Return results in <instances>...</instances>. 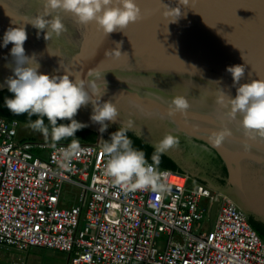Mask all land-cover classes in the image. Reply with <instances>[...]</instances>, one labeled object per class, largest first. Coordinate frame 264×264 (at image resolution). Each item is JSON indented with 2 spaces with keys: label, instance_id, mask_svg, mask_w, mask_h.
Returning a JSON list of instances; mask_svg holds the SVG:
<instances>
[{
  "label": "water",
  "instance_id": "obj_1",
  "mask_svg": "<svg viewBox=\"0 0 264 264\" xmlns=\"http://www.w3.org/2000/svg\"><path fill=\"white\" fill-rule=\"evenodd\" d=\"M136 3L141 18L124 32L106 36L94 22L77 25L70 14L60 13L67 31L60 36L51 33L45 40L46 33L27 23L43 11L42 0H0V90L8 88L5 81L14 75L13 45L3 46L4 34L9 28L24 27L28 35L25 54H35L41 74L83 73L86 78L96 68L101 90L107 83L101 103H115L120 120L108 122L101 134L100 125L90 119L91 104L74 117L98 133L97 144L129 118L134 122L132 133L154 146L165 133L203 141L225 160L228 186L216 188L204 174L190 176L205 180L206 186L225 195L247 216L253 210L264 219V137L250 139L241 126L242 117L230 118L215 104L219 88L235 98L240 85L264 79V0H188L180 6L177 21L175 14L164 16V4L176 8L178 0ZM117 43L122 45L118 59L113 55ZM236 65L244 66L245 74L234 86L227 68ZM177 95L185 96L191 107L186 115L172 117L169 105ZM221 127L229 128L232 135L214 147L209 137ZM166 153L179 160L178 153ZM217 206L215 202L210 211L211 221Z\"/></svg>",
  "mask_w": 264,
  "mask_h": 264
},
{
  "label": "built area",
  "instance_id": "obj_2",
  "mask_svg": "<svg viewBox=\"0 0 264 264\" xmlns=\"http://www.w3.org/2000/svg\"><path fill=\"white\" fill-rule=\"evenodd\" d=\"M19 128L0 117V245L56 250L70 264H264V241L225 195L165 169L163 195L129 191L103 175L100 144H81L63 169L51 143L19 139ZM65 187L78 191L72 204Z\"/></svg>",
  "mask_w": 264,
  "mask_h": 264
},
{
  "label": "clouds",
  "instance_id": "obj_3",
  "mask_svg": "<svg viewBox=\"0 0 264 264\" xmlns=\"http://www.w3.org/2000/svg\"><path fill=\"white\" fill-rule=\"evenodd\" d=\"M42 4L43 11L27 23L38 32L46 33L45 40H48L51 33L60 36L67 31L60 13L70 14L77 25L94 22L98 30H102L106 36L118 31L124 32L130 24L141 18V9L136 0H42ZM178 4L176 8L164 4V16L175 14L177 21L181 17L180 6L187 5L188 0H178ZM27 39V32L21 26L9 28L3 37L4 47L13 45L10 55L14 61L12 68L14 75L5 81L8 91L14 98H5V106L14 115L27 114L29 118L38 117L35 121L29 120L28 126L41 133L46 140L50 139L51 147L58 151L60 167L69 169L72 162L84 152L80 140L75 135L86 127L74 118L79 110L89 104L92 105L90 119L94 124L100 125L101 134L107 131L108 122L115 124L120 120V111L111 100L101 103L102 96L106 94L107 83L101 90L97 83L100 76L96 68L89 70L86 78H82L83 73L76 75L65 72L62 76L41 74L39 72L41 65L35 54L31 57L25 54L24 45ZM121 46L117 43L116 49L113 50V55L117 59L122 55L119 50ZM227 72L232 75L234 86L239 85L244 78L245 67L230 66ZM215 104L224 109L230 118L242 117L241 126L250 139L257 135L264 137V79L240 85L235 98L219 88ZM190 107L191 103L185 96L177 95L169 105L168 114L172 117L178 113L186 115ZM45 118L48 121L47 125ZM130 131H135L132 119L121 120L120 129L111 134L110 141L101 140L99 151L106 158L103 175L109 177L114 186L129 191H151L163 195L170 186L166 183L168 173L158 169L160 156L178 147L179 138L165 133L156 144L153 162L149 163L145 152L134 147L132 139L128 136ZM231 135L229 128L221 127L211 134L209 142L214 147H220ZM62 140H70V143L57 149Z\"/></svg>",
  "mask_w": 264,
  "mask_h": 264
},
{
  "label": "trees",
  "instance_id": "obj_4",
  "mask_svg": "<svg viewBox=\"0 0 264 264\" xmlns=\"http://www.w3.org/2000/svg\"><path fill=\"white\" fill-rule=\"evenodd\" d=\"M5 98H14V95L8 91V88L0 90V117L8 121H17L20 126L29 127V120L35 121L38 117L32 116L29 118L27 114L14 115L5 106ZM58 123H70V121H58ZM45 124H48L45 118ZM120 129V128H119ZM117 129L116 131H118ZM115 131V132H116ZM76 138L80 140L81 144H96L98 133L93 130L83 128L78 131ZM111 134L104 135V141H110ZM128 136L133 141L135 148L143 150L149 163H152V156L155 153L156 146L145 141L143 138L136 134L129 132ZM178 137V136H175ZM179 146L171 149L172 152L179 154V160L172 157L171 154L164 153L160 156V163L158 169H165L175 173L186 175L190 178V174L199 177V174H204L208 179L206 180L216 188H225L228 186L229 171L225 160L213 148L209 147L205 142L190 139L185 136L178 137ZM23 140L27 141H45L51 143L50 140H39L36 137H28ZM70 140H62L59 144H69ZM198 182V181H197ZM203 182L204 185L208 184ZM202 183V182H198ZM249 221L252 227L256 230L258 235L264 241V219L256 214L253 210L248 214Z\"/></svg>",
  "mask_w": 264,
  "mask_h": 264
},
{
  "label": "rangeland",
  "instance_id": "obj_5",
  "mask_svg": "<svg viewBox=\"0 0 264 264\" xmlns=\"http://www.w3.org/2000/svg\"><path fill=\"white\" fill-rule=\"evenodd\" d=\"M28 137H36L39 140H46L45 137L34 130H32L30 127L20 126L19 128V139H24ZM50 140V139H48ZM191 185L197 186L198 183L195 182L194 179L190 180ZM78 191L70 189V187H65L64 190V197L66 200L70 201V204L74 203V196L77 194ZM65 206H69L65 205ZM202 229H206L210 225V217L207 216L205 220L202 222ZM2 252L7 255H14L19 256L22 253L16 252V251H10L9 249H6L5 247H1ZM31 253H23L21 257H25L28 264H70L69 256L66 253H62L56 250H49L45 248H33L30 250ZM5 263V262H4ZM7 264V262L5 263Z\"/></svg>",
  "mask_w": 264,
  "mask_h": 264
},
{
  "label": "crops",
  "instance_id": "obj_6",
  "mask_svg": "<svg viewBox=\"0 0 264 264\" xmlns=\"http://www.w3.org/2000/svg\"><path fill=\"white\" fill-rule=\"evenodd\" d=\"M191 179H193V178L192 177L188 178V187L189 188L196 187V185L195 186L191 185V183H190ZM195 182L198 183L199 181L197 182V180H195ZM201 184H203V183H201ZM197 185H200V183H198ZM0 246L5 247L6 249H9L10 251L19 252L18 250H16L15 248H12V247L3 246V245H0ZM31 249H33V248H29L26 251H24L23 253H25V254H27L28 252L31 253L30 252ZM2 251H3L2 248H0V264H5L6 262H7V264H28L25 257L24 256L21 257V255H23L22 252H21L22 253L21 255H19V256L14 255V257H13L12 255L6 256ZM22 262H24V263H22Z\"/></svg>",
  "mask_w": 264,
  "mask_h": 264
}]
</instances>
